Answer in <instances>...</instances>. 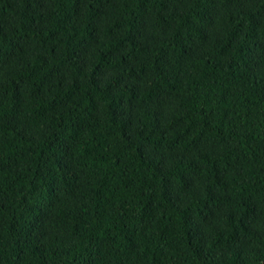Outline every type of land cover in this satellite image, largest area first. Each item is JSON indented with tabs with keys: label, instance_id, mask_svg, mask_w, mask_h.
Returning <instances> with one entry per match:
<instances>
[{
	"label": "trees",
	"instance_id": "obj_1",
	"mask_svg": "<svg viewBox=\"0 0 264 264\" xmlns=\"http://www.w3.org/2000/svg\"><path fill=\"white\" fill-rule=\"evenodd\" d=\"M0 264H264V0H0Z\"/></svg>",
	"mask_w": 264,
	"mask_h": 264
}]
</instances>
